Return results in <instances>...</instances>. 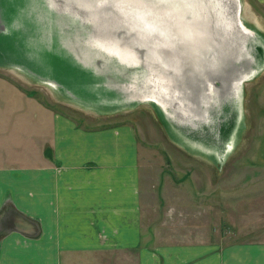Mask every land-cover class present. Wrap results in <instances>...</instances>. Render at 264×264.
<instances>
[{
  "label": "crops",
  "instance_id": "crops-1",
  "mask_svg": "<svg viewBox=\"0 0 264 264\" xmlns=\"http://www.w3.org/2000/svg\"><path fill=\"white\" fill-rule=\"evenodd\" d=\"M175 1L182 14L236 23L242 62L256 71L246 78L264 73V16L251 0ZM23 25L17 3L0 0V264H75L72 256H84L81 264H120V256L135 264H264V239L155 237L143 217L136 127L113 117L121 110L102 108L111 102L87 104L46 82L69 85L66 61L12 44ZM98 77L97 94L111 95L108 77Z\"/></svg>",
  "mask_w": 264,
  "mask_h": 264
},
{
  "label": "rangeland",
  "instance_id": "rangeland-1",
  "mask_svg": "<svg viewBox=\"0 0 264 264\" xmlns=\"http://www.w3.org/2000/svg\"><path fill=\"white\" fill-rule=\"evenodd\" d=\"M21 1L26 25L23 43L32 47L37 58H69L68 72L84 68L86 61L103 62L94 59L99 54L95 51L98 38L111 42L118 37L125 42L122 45L128 44V17L97 14L102 12L95 7L99 0L93 1L91 11L78 10L88 15L78 25L73 24V14L72 20L60 15L57 0ZM250 2L264 16V7ZM23 84L28 90L44 92L42 86ZM80 84L87 95V82ZM244 88L243 111H233L237 127L228 134L227 128H218L216 119L195 128L169 122L154 102L142 101L113 116L131 121L137 129L142 143L143 217L161 242L225 244L264 239V73L246 81ZM119 259L120 264H135L132 256ZM70 261L81 264L85 257L72 256Z\"/></svg>",
  "mask_w": 264,
  "mask_h": 264
},
{
  "label": "water",
  "instance_id": "water-1",
  "mask_svg": "<svg viewBox=\"0 0 264 264\" xmlns=\"http://www.w3.org/2000/svg\"><path fill=\"white\" fill-rule=\"evenodd\" d=\"M57 1L60 5L56 9L60 15L72 20L73 14V24L78 25L88 16L78 10L91 11L95 0ZM111 1H96V9L102 11L97 14L127 16L128 44L122 45L125 42L118 37L111 38V42L98 38L95 51L99 54L94 59L102 63L86 61L84 68L68 72L69 58H56L60 62L66 61L69 85L58 80L46 82L65 89L72 98L87 104L100 106L102 102H111L101 105L103 109L113 107L119 111L149 101L154 102L166 120L171 119L179 125L207 126L213 119L222 128H228L229 122L235 123L237 118L233 111H243L244 85L250 80L246 77L256 72L249 62H242V40L236 23H230L227 18L226 23H221L218 17L199 19L182 14V8L176 6L175 0ZM14 2L24 18L22 1L7 0L8 6H13ZM25 28L24 21L23 31L11 41L28 53L32 47L23 43ZM240 29L254 33L243 24ZM76 74L84 76H73ZM98 76L108 77L111 95L97 94L93 79ZM81 81L87 82V95L82 92Z\"/></svg>",
  "mask_w": 264,
  "mask_h": 264
},
{
  "label": "flooded vegetation",
  "instance_id": "flooded-vegetation-1",
  "mask_svg": "<svg viewBox=\"0 0 264 264\" xmlns=\"http://www.w3.org/2000/svg\"><path fill=\"white\" fill-rule=\"evenodd\" d=\"M225 110H226V109L223 108V112H224V113H225ZM224 113H223V114H224ZM223 114H222V115H223ZM219 127H220V125L218 126V128H219ZM227 127H228V128H227L228 130H227V133H226V134L230 133V131H231V133H232V131H235V129H236L237 126H236V123H234V122H229V123L227 124Z\"/></svg>",
  "mask_w": 264,
  "mask_h": 264
},
{
  "label": "bare ground",
  "instance_id": "bare-ground-1",
  "mask_svg": "<svg viewBox=\"0 0 264 264\" xmlns=\"http://www.w3.org/2000/svg\"><path fill=\"white\" fill-rule=\"evenodd\" d=\"M75 102H76V101H75ZM146 102L150 103L149 101H146ZM151 104H153V103H151Z\"/></svg>",
  "mask_w": 264,
  "mask_h": 264
}]
</instances>
